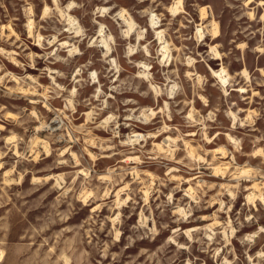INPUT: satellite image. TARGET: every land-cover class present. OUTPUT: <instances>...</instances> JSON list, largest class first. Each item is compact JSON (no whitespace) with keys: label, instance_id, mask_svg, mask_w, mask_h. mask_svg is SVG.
<instances>
[{"label":"rangeland","instance_id":"rangeland-1","mask_svg":"<svg viewBox=\"0 0 264 264\" xmlns=\"http://www.w3.org/2000/svg\"><path fill=\"white\" fill-rule=\"evenodd\" d=\"M0 253L264 264V0H0Z\"/></svg>","mask_w":264,"mask_h":264},{"label":"bare ground","instance_id":"bare-ground-1","mask_svg":"<svg viewBox=\"0 0 264 264\" xmlns=\"http://www.w3.org/2000/svg\"><path fill=\"white\" fill-rule=\"evenodd\" d=\"M45 11H47V8H45L44 9ZM32 20V19H31ZM32 23V21H30V22H28V26H30V25H32L31 24ZM126 23L128 24V27H129V29H131L133 26H134V22H133V20H128V21H126ZM151 23L153 24V20L151 19ZM31 27V26H30ZM29 27V28H30ZM30 30V29H29ZM101 32H102V29H101ZM30 34H31V31H30ZM163 48H165V46L163 47ZM162 48V49H163ZM224 82V81H223ZM137 136H138V134H137ZM229 140L230 141H234L233 140V137H231L230 135H229ZM248 197H250L251 195H247ZM1 254V253H0ZM1 256V255H0Z\"/></svg>","mask_w":264,"mask_h":264}]
</instances>
